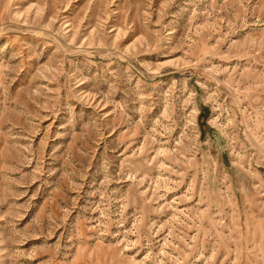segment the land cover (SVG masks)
Listing matches in <instances>:
<instances>
[{
    "label": "rangeland",
    "instance_id": "rangeland-1",
    "mask_svg": "<svg viewBox=\"0 0 264 264\" xmlns=\"http://www.w3.org/2000/svg\"><path fill=\"white\" fill-rule=\"evenodd\" d=\"M0 264H264V0H0Z\"/></svg>",
    "mask_w": 264,
    "mask_h": 264
}]
</instances>
